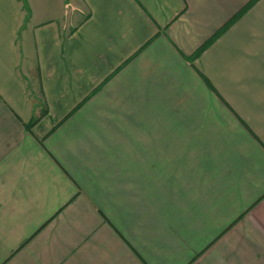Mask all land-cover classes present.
I'll return each instance as SVG.
<instances>
[{
  "label": "crops",
  "instance_id": "crops-1",
  "mask_svg": "<svg viewBox=\"0 0 264 264\" xmlns=\"http://www.w3.org/2000/svg\"><path fill=\"white\" fill-rule=\"evenodd\" d=\"M248 1L0 0V264H264Z\"/></svg>",
  "mask_w": 264,
  "mask_h": 264
},
{
  "label": "trees",
  "instance_id": "trees-1",
  "mask_svg": "<svg viewBox=\"0 0 264 264\" xmlns=\"http://www.w3.org/2000/svg\"><path fill=\"white\" fill-rule=\"evenodd\" d=\"M254 1H256V0H249L248 1V3L245 5V7H243L242 9H241V11H239L233 18H231L229 21H228V23L230 24L231 22H233L237 17H239L247 8H249L252 4H253V2ZM228 23L225 25V27L228 25ZM225 27H223V29L225 28ZM219 33H217V34H215L209 41H207V43L203 46V47H201L200 49H199V51L198 52H200L209 42H211L214 38H216V36L218 35ZM197 52V53H198Z\"/></svg>",
  "mask_w": 264,
  "mask_h": 264
}]
</instances>
